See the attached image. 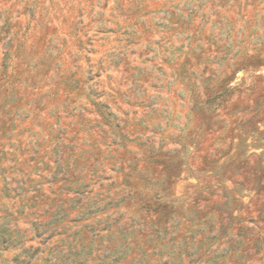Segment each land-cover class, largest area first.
Instances as JSON below:
<instances>
[{
	"label": "rangeland",
	"instance_id": "374dc122",
	"mask_svg": "<svg viewBox=\"0 0 264 264\" xmlns=\"http://www.w3.org/2000/svg\"><path fill=\"white\" fill-rule=\"evenodd\" d=\"M56 138L81 264H264V0H0V198Z\"/></svg>",
	"mask_w": 264,
	"mask_h": 264
},
{
	"label": "trees",
	"instance_id": "16d2710c",
	"mask_svg": "<svg viewBox=\"0 0 264 264\" xmlns=\"http://www.w3.org/2000/svg\"><path fill=\"white\" fill-rule=\"evenodd\" d=\"M54 141L56 142L54 148L55 167L54 171L51 172L52 178L48 181L46 177L40 176L47 183H53V186L49 187L51 189L50 195H44L41 187L42 182L34 184L33 180L27 178V180H12L10 183L5 181V177L3 178L5 183L3 184L0 198V214H3L5 222L0 223V264H81L78 259L82 256V252L77 251L75 240L78 233L75 232L73 239L69 242L70 236L63 233L66 230L64 226H61V221L64 218L61 215L62 210L59 206L60 195L57 192L63 189L60 185L58 186V182H60L58 175L63 171V153L60 151L61 140L56 138ZM50 168L49 165L45 164V170L49 171ZM84 189H87V187L84 186ZM29 193L31 194L30 196H28ZM3 198L6 202L2 201ZM11 202L12 205L8 208ZM38 204L49 205L37 217V219L46 217L48 221L45 224L37 221L33 222V227L29 231H21L17 225H13L12 219L14 216H25L28 218L36 215L39 210ZM85 206L89 208V205L84 203L79 210V214L83 216L89 214L81 210ZM160 206L165 207L163 204H160ZM60 226L62 229H60ZM54 237L60 238L59 240H54ZM34 240L38 241L36 246L31 244ZM63 242H68L69 245L64 248L61 245ZM10 249H19V252L14 254L12 260L5 258V254ZM87 262L88 259L86 258L85 263L87 264Z\"/></svg>",
	"mask_w": 264,
	"mask_h": 264
}]
</instances>
